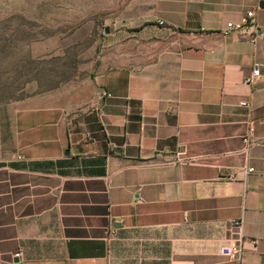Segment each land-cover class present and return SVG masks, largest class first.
<instances>
[{"label":"crops","instance_id":"obj_1","mask_svg":"<svg viewBox=\"0 0 264 264\" xmlns=\"http://www.w3.org/2000/svg\"><path fill=\"white\" fill-rule=\"evenodd\" d=\"M106 38L89 85L17 105L0 264H264V0H130Z\"/></svg>","mask_w":264,"mask_h":264},{"label":"rangeland","instance_id":"obj_2","mask_svg":"<svg viewBox=\"0 0 264 264\" xmlns=\"http://www.w3.org/2000/svg\"><path fill=\"white\" fill-rule=\"evenodd\" d=\"M130 0H0V162L16 150L15 111L36 95H67L102 66L106 27ZM109 33V34H110Z\"/></svg>","mask_w":264,"mask_h":264},{"label":"built area","instance_id":"obj_3","mask_svg":"<svg viewBox=\"0 0 264 264\" xmlns=\"http://www.w3.org/2000/svg\"><path fill=\"white\" fill-rule=\"evenodd\" d=\"M254 16H255V11H251L247 13V15L242 19L241 22L228 23L226 34H228L229 32L243 33L247 31L249 29V23L251 19L254 18ZM259 76H260V71L257 68L253 71L252 75L246 79V82L249 84L254 83L259 78ZM243 105L246 104L243 103ZM237 225L241 226L240 223H237ZM111 234L114 235L115 231L112 230ZM242 253H243L242 246L238 244L226 245L220 249V254L227 258H239L242 256Z\"/></svg>","mask_w":264,"mask_h":264},{"label":"water","instance_id":"obj_4","mask_svg":"<svg viewBox=\"0 0 264 264\" xmlns=\"http://www.w3.org/2000/svg\"><path fill=\"white\" fill-rule=\"evenodd\" d=\"M105 32H106V34H109L110 33V28L106 27Z\"/></svg>","mask_w":264,"mask_h":264}]
</instances>
